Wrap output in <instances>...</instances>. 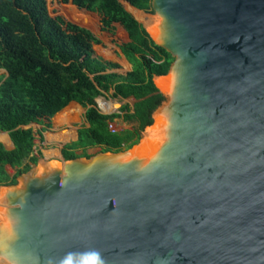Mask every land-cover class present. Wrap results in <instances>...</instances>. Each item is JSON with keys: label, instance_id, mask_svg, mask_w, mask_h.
I'll return each mask as SVG.
<instances>
[{"label": "water", "instance_id": "obj_1", "mask_svg": "<svg viewBox=\"0 0 264 264\" xmlns=\"http://www.w3.org/2000/svg\"><path fill=\"white\" fill-rule=\"evenodd\" d=\"M151 10L173 61L143 139L1 186L0 264H264V0Z\"/></svg>", "mask_w": 264, "mask_h": 264}, {"label": "trees", "instance_id": "obj_2", "mask_svg": "<svg viewBox=\"0 0 264 264\" xmlns=\"http://www.w3.org/2000/svg\"><path fill=\"white\" fill-rule=\"evenodd\" d=\"M123 1L153 13L151 0ZM60 5L95 14L100 31L119 48L131 71L118 74L117 64L94 57L104 44L89 31L52 16L47 0H0V70L7 74L0 78V132L7 133L13 145L8 151L0 144V187L15 185L38 162L35 136L22 128L35 124L48 130L52 119L75 103L84 109L87 126L61 149V156L64 161L88 159L90 148L117 153L136 145L163 100L153 78L165 76L173 59L154 45L119 0H60ZM114 25L126 32L128 43L118 45ZM111 90L114 99L136 101L133 112L126 104L119 114L102 115L95 100ZM116 120L136 122L137 127L112 133L109 124ZM6 167L15 170L13 176Z\"/></svg>", "mask_w": 264, "mask_h": 264}, {"label": "rangeland", "instance_id": "obj_3", "mask_svg": "<svg viewBox=\"0 0 264 264\" xmlns=\"http://www.w3.org/2000/svg\"><path fill=\"white\" fill-rule=\"evenodd\" d=\"M47 6L49 13L52 16H60L66 21L70 22L71 24L89 31L94 37L98 38L101 41H105V34L100 31L99 27V20L98 17L95 14L88 13L85 11H77L73 8H64L60 5V0H47ZM135 18L139 21V23L142 25V22L140 19H144L143 21L146 22L147 17L152 14H146L144 12H136L134 13ZM122 31L116 27V34L117 37H121ZM117 53V51L111 46L110 53L111 56L113 55L112 52ZM109 52V51H108ZM104 52L101 50L95 52V57H101ZM127 68L119 70L121 73H125ZM5 75V72L0 70V78ZM109 103L111 106H114V109L112 111H119L120 106L126 105L127 102L121 101L120 99H112L110 95H104L103 97H100L96 100V109H98L100 112H103L99 106V102ZM163 101V100H162ZM160 105V104H159ZM131 107V106H130ZM66 114L72 115V120H69L68 122H63V119H58V116L56 115L52 119V126L48 130H42V128L38 125L32 124L28 126V129H31L34 136H35V152L34 154L38 157V162L35 166H32L31 169H34L41 161H57L61 163V155L60 150L61 147L63 148L65 145L70 144L72 142L76 141L77 131L82 128L86 127L87 124L84 120V109H82L80 106H78L75 103H71L67 107ZM60 114V113H59ZM152 114V113H151ZM63 117V116H62ZM67 124V125H66ZM137 127L136 122L132 123H124L122 121H116L114 123V128L117 130V132H122L125 130H132ZM145 130V129H144ZM142 131L140 133V141L143 139L142 133L145 131ZM42 137V141H40V136ZM6 136L8 137L7 133H1L0 132V143L5 146V148H9L8 142L6 139ZM2 139V140H1ZM6 141V142H5ZM101 152L100 148H90L86 151V154L90 157L98 154ZM80 154V152H77V155ZM85 159V158H80ZM9 176H13L15 173L14 169H11L10 167H6ZM21 177V176H20Z\"/></svg>", "mask_w": 264, "mask_h": 264}, {"label": "crops", "instance_id": "obj_4", "mask_svg": "<svg viewBox=\"0 0 264 264\" xmlns=\"http://www.w3.org/2000/svg\"><path fill=\"white\" fill-rule=\"evenodd\" d=\"M120 1V3L123 5V7H124V9L127 11V12H129L130 14H132V16L135 18V15H134V13H136V12H142V11H138V10H136V9H134V8H132V7H130L128 4H126L123 0H119ZM136 19V18H135ZM137 20V19H136ZM138 21V20H137ZM139 22V21H138ZM114 27H115V31H114V33H115V37H116V39H117V43H118V45H120V44H126V43H128L129 42V39H128V36H127V34H126V32L121 28V27H119V26H117V25H114ZM116 27H118L123 33H122V35H121V37L119 36V38L117 37V34H116ZM102 33H104V32H102ZM105 34V33H104ZM105 36H106V38H105V41H101V40H99L98 38V40L99 41H101L103 44H104V47L105 48H102V49H97L96 51H99V50H101L102 52H104V54H102V56L101 57H96V58H101V59H103V60H105V61H107V62H111V63H114V64H117L118 66H119V69L118 70H116V73H118V74H122V75H125V74H127V73H129L130 71H131V66H130V64L126 61V59L124 58V56L121 54V52H120V50H119V48L116 46V45H114V44H112L111 42H110V40H109V38L107 37V35L105 34ZM111 46L117 51V53H115L114 51L112 52L113 53V55L111 56V53H110V48H111ZM109 51V52H108ZM94 57H95V55H94ZM125 68H127L128 70H126V72L125 73H121V72H119V70H121V69H125ZM6 74V73H5ZM5 76V75H4ZM155 78H158V77H155ZM155 78H153V79H155ZM112 94H113V90H111L108 94H104V95H110L111 96V98H112ZM112 99H114V98H112ZM117 99H119V98H117ZM97 100V99H96ZM96 100H95V102H96ZM115 100V99H114ZM121 101H125V102H127L126 104H128L129 105V108L131 109V111L130 112H133L132 110H133V105H134V103L136 102V101H134L133 99H129V100H123V99H120ZM70 105V104H69ZM123 106V105H122ZM122 106H120V109H121V107ZM131 106V107H130ZM99 111V110H98ZM100 112V111H99ZM85 113V112H84ZM112 113L113 114H119L120 112L119 111H112ZM116 121H121V120H116ZM115 121V122H116ZM114 122V123H115ZM8 135V134H7ZM77 137V136H76ZM6 140L8 141V142H6L7 144H8V146H9V148L7 149V148H5V146H4V148L6 149V150H8V151H10V150H12L13 149V145H12V143H11V141H10V139H9V136L7 137L6 136ZM76 140H77V138H76ZM1 144V143H0ZM61 149H62V147H61ZM60 155H61V150H60ZM6 171H7V169H6ZM7 173H8V171H7Z\"/></svg>", "mask_w": 264, "mask_h": 264}, {"label": "bare ground", "instance_id": "obj_5", "mask_svg": "<svg viewBox=\"0 0 264 264\" xmlns=\"http://www.w3.org/2000/svg\"><path fill=\"white\" fill-rule=\"evenodd\" d=\"M144 22H142V23H144ZM99 106H100L101 110L104 113H107V114L111 113L112 110L114 109V106H111L109 103H104V102H101V101L99 102ZM66 111H67V109L62 111L60 114L57 115L58 119H63V122H68L69 120H72V118H71L72 116H70L72 114L70 113V115H69L68 112L66 114Z\"/></svg>", "mask_w": 264, "mask_h": 264}, {"label": "clouds", "instance_id": "obj_6", "mask_svg": "<svg viewBox=\"0 0 264 264\" xmlns=\"http://www.w3.org/2000/svg\"><path fill=\"white\" fill-rule=\"evenodd\" d=\"M92 264H103V260L98 254H95Z\"/></svg>", "mask_w": 264, "mask_h": 264}, {"label": "built area", "instance_id": "obj_7", "mask_svg": "<svg viewBox=\"0 0 264 264\" xmlns=\"http://www.w3.org/2000/svg\"><path fill=\"white\" fill-rule=\"evenodd\" d=\"M109 130H110V132H112V133L117 132V130L114 128V123H110V124H109Z\"/></svg>", "mask_w": 264, "mask_h": 264}]
</instances>
